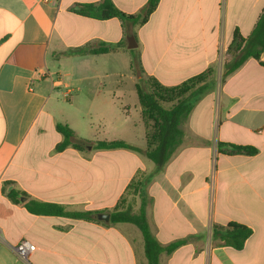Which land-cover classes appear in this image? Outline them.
Returning a JSON list of instances; mask_svg holds the SVG:
<instances>
[{"label": "crops", "instance_id": "1", "mask_svg": "<svg viewBox=\"0 0 264 264\" xmlns=\"http://www.w3.org/2000/svg\"><path fill=\"white\" fill-rule=\"evenodd\" d=\"M101 1L0 0V264H147L136 226L97 218L110 214L138 171L153 173L145 188L152 233L164 246L188 239L160 264H264V67L250 58L217 80L235 31L253 33L264 0H161L143 26L72 11ZM113 2L137 14L148 0ZM117 43L116 51L91 53ZM82 48L89 51L69 54ZM209 68L216 87L183 122L184 140L161 169L142 152L89 144L145 149L139 80L175 86ZM58 123L88 144L58 151ZM220 142L258 152L222 154ZM12 189L26 200H9ZM31 200L96 220L31 214ZM229 223L253 232L242 250L211 238L214 225ZM23 239L36 247L26 260L13 251Z\"/></svg>", "mask_w": 264, "mask_h": 264}, {"label": "trees", "instance_id": "2", "mask_svg": "<svg viewBox=\"0 0 264 264\" xmlns=\"http://www.w3.org/2000/svg\"><path fill=\"white\" fill-rule=\"evenodd\" d=\"M161 0H148L146 6L137 14H127L121 11L113 0H102L99 3L79 4L72 11L89 18L98 20H108L119 18L124 23L143 26L150 16L157 9ZM122 46L121 43L110 45H99L93 48L91 53L113 52ZM87 48L71 50L69 54H86ZM132 53L131 70L140 77L142 74L141 63L137 55ZM227 55L231 57L223 64V74L221 84L226 78L239 69L248 59L253 58L260 62L264 53V12L260 16L253 33L244 38L238 30L235 31L233 40L227 49ZM141 79L137 84V94L141 104L142 115L147 124L146 148L141 149L125 141H96L89 143L96 150H130L142 152L149 160L161 169L173 156L176 149L184 140V132L181 128L183 122L188 118L196 104L216 87L215 70L209 68L205 72L193 76L179 85L165 86L155 78H149L144 84ZM58 132L63 136V140L57 146L58 151L73 146L81 149L86 146L85 141L76 139L74 131L62 123L57 124ZM218 152L227 155L246 154L255 155L258 151L250 146H239L228 143H218ZM153 173L146 174L138 171L135 177L128 184L125 192L119 199L116 206L110 211V224H132L141 232L144 239L145 256L147 264H160L163 254L170 255L188 242V239H181L162 245L152 233L147 216V206L149 197L146 193V185ZM7 197L13 203H21V198L26 194L12 189L7 193ZM138 197L140 205L135 210L133 201ZM133 201H131V199ZM25 208L31 214L63 216L83 220L93 219L95 213L91 212H69L63 206L49 204L35 200L24 203ZM252 230L241 224L229 223L227 226L214 225L211 229V238L220 246L232 247L242 250L246 241L252 235Z\"/></svg>", "mask_w": 264, "mask_h": 264}, {"label": "built area", "instance_id": "3", "mask_svg": "<svg viewBox=\"0 0 264 264\" xmlns=\"http://www.w3.org/2000/svg\"><path fill=\"white\" fill-rule=\"evenodd\" d=\"M44 1L49 2L50 0ZM35 248L36 247L34 244H32L28 240L23 239L13 247V251L20 259L26 260L28 259L29 255L35 250Z\"/></svg>", "mask_w": 264, "mask_h": 264}, {"label": "rangeland", "instance_id": "4", "mask_svg": "<svg viewBox=\"0 0 264 264\" xmlns=\"http://www.w3.org/2000/svg\"><path fill=\"white\" fill-rule=\"evenodd\" d=\"M223 62L220 61L218 66H217V70H218V74H217V80L220 81L221 79V75L223 73ZM148 81V80H147ZM131 199V198H130ZM131 201H133V199H131ZM133 205H134V208L135 210L138 209L139 205H140V200L138 197L135 198V200L133 201ZM137 229V228H136Z\"/></svg>", "mask_w": 264, "mask_h": 264}, {"label": "water", "instance_id": "5", "mask_svg": "<svg viewBox=\"0 0 264 264\" xmlns=\"http://www.w3.org/2000/svg\"><path fill=\"white\" fill-rule=\"evenodd\" d=\"M134 39V37H132ZM132 45H129V49H133ZM25 197L21 198V201H25ZM97 218L102 221L110 222V214L109 213H100L97 215Z\"/></svg>", "mask_w": 264, "mask_h": 264}]
</instances>
